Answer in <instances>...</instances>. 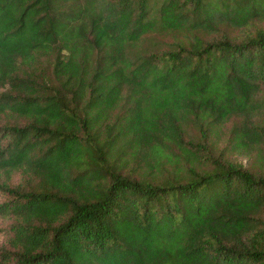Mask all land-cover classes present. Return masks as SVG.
I'll return each instance as SVG.
<instances>
[{"label":"trees","instance_id":"1","mask_svg":"<svg viewBox=\"0 0 264 264\" xmlns=\"http://www.w3.org/2000/svg\"><path fill=\"white\" fill-rule=\"evenodd\" d=\"M0 196V264H264V0H0Z\"/></svg>","mask_w":264,"mask_h":264},{"label":"rangeland","instance_id":"2","mask_svg":"<svg viewBox=\"0 0 264 264\" xmlns=\"http://www.w3.org/2000/svg\"><path fill=\"white\" fill-rule=\"evenodd\" d=\"M231 126V124L229 125V127ZM197 134V133H195ZM227 137H225V140L223 141V143L221 144V146H224L226 143ZM3 202V198L0 196V204ZM12 221V219L8 218V217H3L0 216V247L2 245H4L7 241V237H6V233L7 232V226L8 224H10V222Z\"/></svg>","mask_w":264,"mask_h":264}]
</instances>
